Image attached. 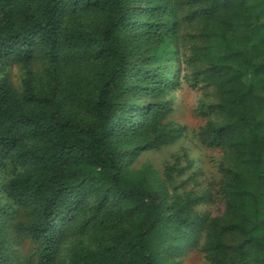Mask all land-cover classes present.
<instances>
[{
  "label": "trees",
  "instance_id": "16d2710c",
  "mask_svg": "<svg viewBox=\"0 0 264 264\" xmlns=\"http://www.w3.org/2000/svg\"><path fill=\"white\" fill-rule=\"evenodd\" d=\"M187 90L213 173L134 168ZM190 257L264 264V0H0V264Z\"/></svg>",
  "mask_w": 264,
  "mask_h": 264
},
{
  "label": "rangeland",
  "instance_id": "374dc122",
  "mask_svg": "<svg viewBox=\"0 0 264 264\" xmlns=\"http://www.w3.org/2000/svg\"><path fill=\"white\" fill-rule=\"evenodd\" d=\"M13 80L19 84L17 71L13 70ZM198 96L192 90L178 93L175 98V112L170 120L183 129V135L174 144L162 147L158 151L142 153L134 162V168H141L145 163H150L154 169L162 174L167 164H173L175 158L181 156L183 166L187 161L193 162V169L187 173L185 179L192 174L196 175L198 182H203L213 173V165L210 162L209 151H205L197 143V133L204 125L203 119L197 113ZM185 155V156H184ZM213 155V154H212ZM199 175V176H198ZM207 181V180H206ZM193 183L191 182L189 186ZM185 264H202L199 258L190 257Z\"/></svg>",
  "mask_w": 264,
  "mask_h": 264
}]
</instances>
